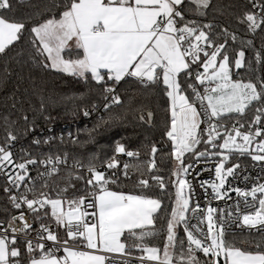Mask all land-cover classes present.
<instances>
[{
	"label": "snow or ice",
	"instance_id": "6c2138e0",
	"mask_svg": "<svg viewBox=\"0 0 264 264\" xmlns=\"http://www.w3.org/2000/svg\"><path fill=\"white\" fill-rule=\"evenodd\" d=\"M187 3L194 5V9L186 7V0H67L59 18L53 16L30 29L32 44L45 57V68L85 81L91 79L97 84L107 85L112 81L113 86L104 88L109 94L114 93L115 85L126 77L136 78L142 85H164L163 91L171 102L170 126L166 136L172 144L171 155L177 161V170L173 175L178 187L175 207L167 220L163 249L142 243L145 238L155 235L152 228L155 226L156 214L162 208L161 200L142 194L113 191L108 185L116 183V180L95 167H89L87 184L92 189L89 193L92 198L90 203H85V196L68 200V210L65 211L62 199H51L44 193L40 194V198L33 199L24 194L10 197L16 209L26 205L32 213H37L34 220L42 219L39 210L50 205L51 216L58 226L65 228L67 238L61 241L44 223L39 225V229H34L21 211L18 216L11 217L7 228L0 221V264H21L18 233L25 238L24 250L28 264H114L106 254L130 255L126 243L121 239L125 233L140 241L132 245L145 254L139 257L140 264H145V261L155 264H202L197 252H202L207 258L203 264H221V260L223 264H264V250L259 244L256 251H248L226 241L225 225L219 219V214L225 210L209 205L205 211L199 204L190 209L191 193L185 194V189L190 190L191 185L181 177L191 165L185 167L183 157L186 153H193L196 145L201 143V135L205 131L201 125L207 122V138L204 142L219 149L211 153L220 157L215 166L218 182L205 181L201 186L207 184L211 188L208 195L216 200L231 198L229 191L235 192L238 198L233 209L237 213L236 220L249 229L264 233V183H258L250 189L234 187L225 190L228 177L235 176L236 170L240 168L239 163L226 167L231 155L238 153L240 156H249L253 161L264 162V127L252 128V125L264 123V108L256 110L258 114L247 132L240 130L243 124L239 128L233 124L229 130L222 123L227 114L243 115L254 101L264 100V79L259 80L260 90L251 81L233 80L230 56L226 51L227 39L224 43H217L204 30H210L213 27L211 24L200 27L195 21L185 20L186 10L205 15L203 10L210 6L211 0H187ZM253 7H258L260 12H245L239 22L255 33L264 28V3L253 2ZM11 12V0H0V54L6 53L19 42L26 28L24 22L11 18ZM224 33L228 35L227 29ZM231 39H236L235 34H231ZM248 43L251 44V41ZM244 57L243 50L237 53L234 60L237 69L242 67ZM255 59L258 63L261 61L259 52ZM190 78L199 85H207L203 92L194 83L188 82ZM187 89H191L190 95L185 94ZM111 102L119 104L121 101L118 96L112 95ZM109 106L105 104L106 109ZM84 115L89 113L85 111ZM148 116L151 118L152 113L149 112ZM140 119L143 120L144 116L141 115ZM220 128L225 129L223 136ZM218 138L222 139V143L216 142ZM237 138L242 142H238ZM16 139L12 132H8L5 145L0 146V172H4L8 165L19 169L14 176L5 173L9 183L19 188L26 178L32 180L28 175V165L38 161L29 159L15 163L10 145ZM34 143L39 144L40 141ZM114 151L128 157L139 156L137 152L126 150L125 145L119 142ZM156 152L157 148L152 146L149 173L156 168ZM194 154L198 157L209 155L207 149ZM42 163H52V160ZM118 166L116 156L107 163L108 169ZM129 167L127 163L123 166L126 179L131 178ZM56 171L53 168L47 175ZM150 178L161 191L166 189L162 176L151 175ZM136 183L142 189L150 187L149 179L140 178ZM25 187L28 192L33 190ZM5 191L10 189L5 188ZM88 208L94 211L89 213ZM189 210L197 214L200 224L206 221V231L199 225L193 226L187 222L186 213ZM44 215H48L47 211ZM89 216L95 218L93 222L86 219ZM17 221L21 222L20 226L11 227ZM182 222L187 238V253L184 251V241H177L175 231ZM30 231H36L39 239L34 241L28 238ZM42 241H52L55 247L45 250L46 245ZM177 243L180 248L178 253ZM60 251L63 255H57ZM123 264H128V261L124 260Z\"/></svg>",
	"mask_w": 264,
	"mask_h": 264
},
{
	"label": "trees",
	"instance_id": "16d2710c",
	"mask_svg": "<svg viewBox=\"0 0 264 264\" xmlns=\"http://www.w3.org/2000/svg\"><path fill=\"white\" fill-rule=\"evenodd\" d=\"M66 2L67 0H11V18L24 22L26 28L21 40L6 53L0 54V146L5 145L8 132H12L17 137L10 145L15 160L38 161L29 167L28 175L32 180L26 178L20 188L30 197H40L44 193L51 199H62L63 205L68 208V200L81 196L91 197L89 193L92 189L87 184L90 178L88 169L95 167L116 180V183L108 185L111 190L142 194L161 200L162 208L156 214L155 226L152 228L155 235L145 238L142 243L163 249L167 236V220L175 207L177 189L173 175L177 161L171 155L172 144L166 136L170 126L171 102L163 91L162 83L141 85L136 78L126 77L115 85V92L109 94L104 88L113 86L112 81L107 85L97 84L91 79L85 81L45 68V57L32 44L33 34L30 29L53 16L59 18ZM253 2L264 3V0H211L210 6L203 10L205 15H196L194 11L186 10L185 20L195 21L200 27L211 24L213 27L210 30H204L210 33L213 40L224 43L227 39L226 51L230 56L233 78L256 83L260 90L259 80L264 79V28L253 33L246 24L239 22L245 12H260L258 7H253ZM186 7L194 9V5L188 4L187 0ZM231 34L236 36L234 41ZM241 50L245 52V57L242 67L237 69L234 60ZM257 52L261 56L259 63L255 59ZM188 82L194 83L200 91L201 85L197 81L190 78ZM185 94L190 95L191 89H187ZM112 95L118 96L121 102L113 104ZM106 96L108 99H105ZM105 104L110 106L106 109ZM258 108H264V100L254 101L243 115L227 114L222 123L251 125L258 114ZM85 111L89 115L85 116ZM150 111L154 113L151 124L148 121ZM141 115L144 116L143 120L140 119ZM261 125L264 126V123ZM36 140L40 143H34ZM117 142L124 144L126 150L139 153V156L116 154L114 149ZM152 146L157 148L156 168L149 173L148 162L153 158ZM196 152L199 151L185 154L184 164L197 158L194 154ZM113 156H116L119 166L108 169L107 163ZM52 157L62 160L58 171L42 176L40 162ZM239 157L240 155H234L233 162L242 161ZM125 163L130 165V179L123 175ZM151 175L162 176L166 189L161 191L158 184L151 180ZM140 178L149 179L150 187H138L136 182ZM25 185L33 190L26 191ZM16 211L5 191L4 182L0 181V217L7 220ZM45 211L48 213L46 216ZM36 215L37 213L34 214ZM39 215L42 219H36L38 224L54 223L60 240L67 238L65 228L58 226L55 218L51 216L50 205L39 210ZM176 230L177 241H184V251L187 253L184 223L179 224ZM121 239L126 243L130 255L144 254L140 249L132 247L133 244L140 243L135 237L125 233ZM225 239L243 250L256 251L258 244L264 250V233H225ZM17 246L22 252L21 264H28L25 242L21 241ZM179 250L177 243L176 252ZM197 256L202 264L207 259L202 252Z\"/></svg>",
	"mask_w": 264,
	"mask_h": 264
},
{
	"label": "built area",
	"instance_id": "2783aa9c",
	"mask_svg": "<svg viewBox=\"0 0 264 264\" xmlns=\"http://www.w3.org/2000/svg\"><path fill=\"white\" fill-rule=\"evenodd\" d=\"M206 86L207 85H201L200 91L203 92V89ZM214 122H215V119H214ZM223 124L227 127V129L230 130L232 128L233 124H235L236 127L239 128L240 124H242V123L233 122L231 124H225V123H223ZM256 127H264V126L252 125L253 130ZM201 128H203L205 131L201 135V143L196 145L194 152L195 151L201 152V151H205L207 149L209 155H206L203 157L197 156V158H195L194 160H192L188 164V165H191V167L188 168V172L185 174V178L189 182V184L191 185V189L189 190L191 193L190 209H191V207H195L196 204H199L200 208L205 210V211L209 205L211 207H214L217 209L225 210L223 213L219 214V219L225 225V229H226L225 233H237V232L262 233L261 231H258L257 229H249L247 226H243L242 222H238L236 220L237 213L235 211H233V209L235 207V204H236L238 198H237L235 192L229 191V196L231 198L226 197L223 200H216V199H212L208 195V193L211 192V188L208 187L207 184H204L203 187L201 186L202 183L205 181H207L209 183L216 181L215 166L220 159V157L211 155L212 152L219 151V149H214L210 145H207L204 142L207 138L208 123L207 122L203 123L201 125ZM248 129H249V125L248 126L244 125V127L241 128L240 130L242 132H247ZM219 131L221 132V134L223 136L225 129L220 128ZM74 139H76V138L74 137ZM259 139L260 138L258 137L257 140H259ZM237 141L242 142V141H240V138H237ZM216 142L222 143V139L218 138ZM253 147H255V145H253ZM234 155H239V154L234 153L233 155H231L230 159L226 165L230 166L234 163H239L240 168L236 170L235 176L228 178L227 183L225 185V190H228L229 188H234V187H239L241 189H250L252 186H254L258 183H264V162L253 161L247 155H243V156L239 157V158H242V161L233 162V156ZM12 158H13V161L15 163H21L19 161H16L14 157H12ZM49 159L52 160V163H42V162L48 161ZM58 160H59V162H58ZM40 163H41L40 165H41V169H42L41 175L45 176L53 168L57 169V171H58L60 164L62 163V160H61V158L52 157V158H48V159H42V161ZM29 167H30V165H28V169H29ZM18 171H20V170L15 169L12 165H8L5 168L4 172H0V181L4 182L5 188L10 189V191H8L6 193H8L10 197L13 195H16L19 197L21 194H24V195H27L29 199L40 198V197H30L27 192L21 191L20 188L22 187L23 184H21V186L19 188H16L9 183L8 177H7V175H5V173H9V174L14 176L15 173ZM53 173H55V172H53ZM216 182H218V181H216ZM91 200H92L91 197H86L85 203L86 204L90 203ZM241 207H243L242 203H241ZM37 208H39L38 205H37ZM21 211H23L25 213L26 219L28 220V222L30 224L33 225V228L39 229L40 224L37 223L36 219L34 220V214L35 213H32L30 210H28L26 205H22V208L17 209V211L15 213H13L12 216H18ZM87 211L89 213H91L94 211V209L88 208ZM229 212H231L232 214L228 215ZM198 214L203 215V213H198ZM11 217L7 220H4L0 217V221L3 222V227H5V228L9 227V221H10ZM186 217H187V222L190 225H193V226L199 225L200 228H203L206 231V221H205V223L200 224L198 219H197V214H193L191 212V210H189L186 214ZM86 219L89 220L90 222H93L95 218L89 216ZM20 224H21V222L17 221L15 224H12L11 227H18V226H20ZM47 226L54 233H56L57 227L54 223L47 224ZM193 230L195 231V229H193ZM9 235L11 236V233H9ZM17 236H18V243L21 241L25 242V238L23 237V234L18 233ZM28 238L33 239L34 241L39 239L36 235V231H30L28 233ZM42 242H44L46 245L45 250H47V248H50V247H55L54 242H52V241H42ZM185 249L187 250V245H186ZM199 253L200 252H197L196 255H199ZM57 255H63V252L60 251L57 253ZM110 257H111V261L114 262V264H123L124 260H127L128 264H140L139 257H134V256H126L124 258H119V257H114V256H110ZM145 264H155V262L145 261ZM221 264H223L222 260H221Z\"/></svg>",
	"mask_w": 264,
	"mask_h": 264
},
{
	"label": "rangeland",
	"instance_id": "374dc122",
	"mask_svg": "<svg viewBox=\"0 0 264 264\" xmlns=\"http://www.w3.org/2000/svg\"><path fill=\"white\" fill-rule=\"evenodd\" d=\"M231 75H232V73H231ZM232 79L235 80V79L233 78V75H232ZM184 166L187 167L188 164H184ZM230 166H231V165H230ZM226 167H228V166L226 165ZM176 170H177V165H176V169H175V171H176ZM181 178L186 179V178H185V174H183ZM228 178H229V177H228ZM175 180H176V177H175ZM226 183H227V181H226ZM225 185H226V184H225ZM176 186L178 187V185H176ZM188 193H189V189H185V194H188ZM190 203H191V199H190ZM62 206H63V203H62ZM186 214H187V213H186ZM176 229H177V227H176ZM176 229H175V231H177Z\"/></svg>",
	"mask_w": 264,
	"mask_h": 264
},
{
	"label": "crops",
	"instance_id": "0c3cea01",
	"mask_svg": "<svg viewBox=\"0 0 264 264\" xmlns=\"http://www.w3.org/2000/svg\"><path fill=\"white\" fill-rule=\"evenodd\" d=\"M232 73V72H231ZM206 103V102H205ZM51 207V206H50ZM63 208H64V210L65 211H67L68 210V208H65V206L63 205ZM106 255H108V256H114V257H119V258H124V257H126V256H132V255H125V256H122L121 254H106ZM143 255H145V254H143ZM142 256V255H141ZM141 256H134V257H141Z\"/></svg>",
	"mask_w": 264,
	"mask_h": 264
},
{
	"label": "water",
	"instance_id": "95a60500",
	"mask_svg": "<svg viewBox=\"0 0 264 264\" xmlns=\"http://www.w3.org/2000/svg\"><path fill=\"white\" fill-rule=\"evenodd\" d=\"M150 112L152 113V116H151V118H149V116H148V121L151 124L153 122V119H154V113L152 111H150Z\"/></svg>",
	"mask_w": 264,
	"mask_h": 264
}]
</instances>
